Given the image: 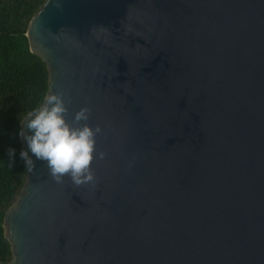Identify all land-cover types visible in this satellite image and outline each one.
Returning a JSON list of instances; mask_svg holds the SVG:
<instances>
[{"label":"water","instance_id":"1","mask_svg":"<svg viewBox=\"0 0 264 264\" xmlns=\"http://www.w3.org/2000/svg\"><path fill=\"white\" fill-rule=\"evenodd\" d=\"M26 37L106 155L77 186L29 151L9 264H264V0H45Z\"/></svg>","mask_w":264,"mask_h":264},{"label":"trees","instance_id":"2","mask_svg":"<svg viewBox=\"0 0 264 264\" xmlns=\"http://www.w3.org/2000/svg\"><path fill=\"white\" fill-rule=\"evenodd\" d=\"M45 0H0V264L12 260L4 237L3 218L26 181L20 158V123L44 102L48 73L29 49L26 31ZM15 149L9 158L8 149Z\"/></svg>","mask_w":264,"mask_h":264},{"label":"clouds","instance_id":"3","mask_svg":"<svg viewBox=\"0 0 264 264\" xmlns=\"http://www.w3.org/2000/svg\"><path fill=\"white\" fill-rule=\"evenodd\" d=\"M67 104L63 93L50 90L43 104L28 114L24 120L28 132L19 133L26 141L27 151L21 150L20 158L27 171L33 172L35 162L29 156L30 151L37 160L46 162L55 182L62 183L64 177H69L80 186L94 181L93 159H103L106 154L96 150V138L102 129L87 123L90 109L80 108L69 121ZM14 154L15 149L9 148L10 159Z\"/></svg>","mask_w":264,"mask_h":264}]
</instances>
